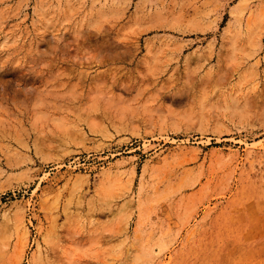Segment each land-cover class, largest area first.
I'll return each mask as SVG.
<instances>
[{"label": "rangeland", "instance_id": "374dc122", "mask_svg": "<svg viewBox=\"0 0 264 264\" xmlns=\"http://www.w3.org/2000/svg\"><path fill=\"white\" fill-rule=\"evenodd\" d=\"M0 264H264V0H0Z\"/></svg>", "mask_w": 264, "mask_h": 264}, {"label": "built area", "instance_id": "2783aa9c", "mask_svg": "<svg viewBox=\"0 0 264 264\" xmlns=\"http://www.w3.org/2000/svg\"><path fill=\"white\" fill-rule=\"evenodd\" d=\"M79 161H80V162L83 161V158H81ZM79 161L77 162V164H79ZM71 163H72L73 167L76 166V163L73 162V160H71V161L68 162L69 165H70ZM81 163H83V162H81Z\"/></svg>", "mask_w": 264, "mask_h": 264}]
</instances>
